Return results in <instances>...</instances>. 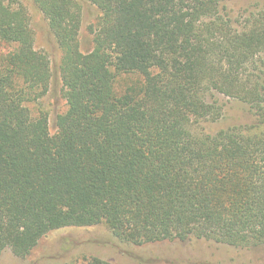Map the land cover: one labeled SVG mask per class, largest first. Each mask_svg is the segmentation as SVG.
Masks as SVG:
<instances>
[{"label":"trees","instance_id":"obj_1","mask_svg":"<svg viewBox=\"0 0 264 264\" xmlns=\"http://www.w3.org/2000/svg\"><path fill=\"white\" fill-rule=\"evenodd\" d=\"M32 1L62 51L68 109L54 135L43 109L33 115L51 61L27 8L0 0V256L97 225L135 245H264V9L233 22L228 0H89L100 17L84 53L82 5ZM127 75L138 79L118 92ZM218 95L255 121L195 129L223 117Z\"/></svg>","mask_w":264,"mask_h":264},{"label":"rangeland","instance_id":"obj_2","mask_svg":"<svg viewBox=\"0 0 264 264\" xmlns=\"http://www.w3.org/2000/svg\"><path fill=\"white\" fill-rule=\"evenodd\" d=\"M17 1L30 14L35 48L46 53L51 61L49 92L38 106H29L33 115L38 114L39 108L48 114L50 132L54 135L57 132L58 117L68 109L60 73L62 51L50 31L48 21L33 1ZM77 1L83 9L81 50L87 53L93 49L91 29L97 24L100 11L89 0ZM261 9H264V0H228L222 13L236 22ZM137 79L133 75L120 76L116 83L117 91L122 92L128 83ZM216 99L224 107L223 117L217 122L202 121L195 125V129L215 134L223 129L255 121L244 103L223 95H218ZM92 258H100L111 264H264V245L239 248L197 238L135 245L120 241L105 225L69 227L49 233L26 258L15 256L10 249L5 250L0 256V264H86Z\"/></svg>","mask_w":264,"mask_h":264}]
</instances>
